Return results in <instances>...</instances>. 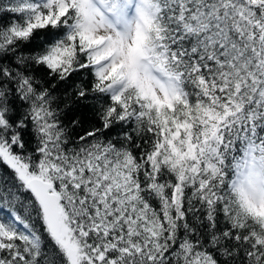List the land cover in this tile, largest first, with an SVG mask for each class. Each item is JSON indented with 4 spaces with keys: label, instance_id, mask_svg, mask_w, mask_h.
<instances>
[{
    "label": "snow or ice",
    "instance_id": "1",
    "mask_svg": "<svg viewBox=\"0 0 264 264\" xmlns=\"http://www.w3.org/2000/svg\"><path fill=\"white\" fill-rule=\"evenodd\" d=\"M0 264H264V0H0Z\"/></svg>",
    "mask_w": 264,
    "mask_h": 264
},
{
    "label": "trees",
    "instance_id": "2",
    "mask_svg": "<svg viewBox=\"0 0 264 264\" xmlns=\"http://www.w3.org/2000/svg\"><path fill=\"white\" fill-rule=\"evenodd\" d=\"M83 118H85V119L88 118V117H87V112H85V113L83 114Z\"/></svg>",
    "mask_w": 264,
    "mask_h": 264
}]
</instances>
